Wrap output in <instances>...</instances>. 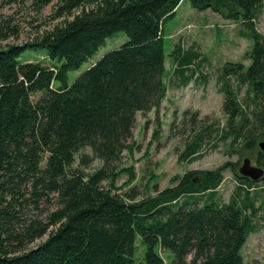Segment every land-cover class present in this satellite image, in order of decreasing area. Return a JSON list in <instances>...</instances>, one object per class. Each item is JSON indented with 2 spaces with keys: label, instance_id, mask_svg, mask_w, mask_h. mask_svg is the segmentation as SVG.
<instances>
[{
  "label": "trees",
  "instance_id": "trees-1",
  "mask_svg": "<svg viewBox=\"0 0 264 264\" xmlns=\"http://www.w3.org/2000/svg\"><path fill=\"white\" fill-rule=\"evenodd\" d=\"M54 1L33 0V5L40 9ZM182 1L57 0L52 18L60 24L34 43L0 50V264H135L137 235L148 264H164L159 247L174 254L175 264H244L241 250L257 228L260 207L247 189L255 182L242 176L240 202V194L228 204L216 201L231 164L187 171L176 185L162 191L154 186L157 195L140 201L133 187L115 192L121 175L128 176V186L136 180L132 167L114 165L136 148L137 113L146 114L165 99V23ZM189 1L196 10L241 21L248 31L244 36L253 41L251 65L225 64L218 82L228 118L220 138L254 150L264 139V34L256 28L264 0ZM120 31L128 42L69 85L68 73ZM9 34L0 25V42ZM28 49L62 63H21ZM171 56L176 76L189 84L200 55L176 45ZM206 131L186 146L181 160L202 157ZM87 148L104 162L92 173L85 170Z\"/></svg>",
  "mask_w": 264,
  "mask_h": 264
},
{
  "label": "rangeland",
  "instance_id": "rangeland-1",
  "mask_svg": "<svg viewBox=\"0 0 264 264\" xmlns=\"http://www.w3.org/2000/svg\"><path fill=\"white\" fill-rule=\"evenodd\" d=\"M56 3L57 0L51 5L37 9L33 0H0V25H5L10 32L9 38L0 42V50L8 45L23 46L34 43L60 24L62 20L52 18ZM256 28L264 34V10L256 21ZM247 32L241 21L226 19L211 10H196L189 0L180 3L175 15L165 23V99L158 108L146 114L137 113L132 138L136 148L124 152L114 165L117 170L132 167L136 180L128 186V176L121 175L116 183L118 190L115 192L128 193L133 187L134 194L137 195L136 201H140L157 195L154 186L162 191L176 185L175 179L187 171H211L229 163L231 166L224 173V181L218 190L216 201L219 204H228L232 197H238V194L241 195L239 202L244 198L245 191H239L240 187H245L239 179L240 168L245 159H250L253 166L264 169L260 165L264 159L260 157L262 151L259 147V143L264 139L257 143L254 150L247 151L240 146L232 147V138H220L221 131L226 129L228 118L223 110L224 95L219 91L218 78L227 63H242L246 68L251 65L253 41L244 36ZM128 40L127 34L122 31L107 38L93 57L77 70L68 73V84H72L92 64L105 54L119 49ZM176 45H180L183 52L193 50L200 55L193 68H190L195 74L187 85H182L175 74L176 66L171 55ZM19 60L21 63L42 62L45 66L62 63L50 60L43 50L31 49L25 50ZM232 87H236L234 80ZM246 90L247 87L243 86L239 94L241 102ZM41 96L42 93L34 94L32 99L37 102ZM206 128L209 130L206 131ZM204 129L206 132L200 149L202 157L196 160H181L180 156L186 146ZM83 154L89 156L90 164L85 169L87 173L103 166L104 162L95 158L91 149H85ZM79 164L78 156L75 166ZM247 189L250 191V197L255 199V206L260 207V210L254 219L257 228L249 234L241 254L244 264H264V180L260 179L252 189ZM195 206H201V203ZM45 239L46 237L36 244ZM158 253L164 264H175V256L170 250H162L159 247ZM145 256L146 247L137 235L135 264H148Z\"/></svg>",
  "mask_w": 264,
  "mask_h": 264
},
{
  "label": "water",
  "instance_id": "water-1",
  "mask_svg": "<svg viewBox=\"0 0 264 264\" xmlns=\"http://www.w3.org/2000/svg\"><path fill=\"white\" fill-rule=\"evenodd\" d=\"M259 147L264 154V141L259 143ZM240 174L244 178L250 179L253 182H257L264 177V169L253 166L250 159H245L244 164L240 168Z\"/></svg>",
  "mask_w": 264,
  "mask_h": 264
}]
</instances>
